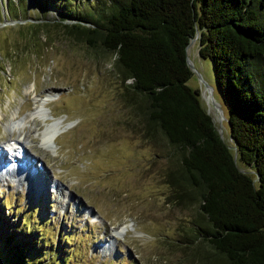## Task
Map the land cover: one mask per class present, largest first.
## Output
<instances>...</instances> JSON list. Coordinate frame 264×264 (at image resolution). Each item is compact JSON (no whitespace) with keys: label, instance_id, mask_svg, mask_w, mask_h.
<instances>
[{"label":"rangeland","instance_id":"1","mask_svg":"<svg viewBox=\"0 0 264 264\" xmlns=\"http://www.w3.org/2000/svg\"><path fill=\"white\" fill-rule=\"evenodd\" d=\"M96 2L110 3L0 0V150L8 158L15 147L10 140H23L49 179L40 192L43 180L1 164V240L9 234L18 243L27 240L38 264H219L210 244L195 236L194 226L205 218L193 189L179 187V198L169 184L178 150L158 130L148 137L143 117L123 96L113 55L62 26L72 20L56 9L66 8L68 17L78 14L74 4L92 11ZM187 54L193 72L187 84L200 89L201 103L230 141L227 112L208 88L215 85L212 63L199 57L197 40ZM38 108L50 123L63 121L51 148L39 140L38 129L49 126L45 116L26 119Z\"/></svg>","mask_w":264,"mask_h":264},{"label":"trees","instance_id":"2","mask_svg":"<svg viewBox=\"0 0 264 264\" xmlns=\"http://www.w3.org/2000/svg\"><path fill=\"white\" fill-rule=\"evenodd\" d=\"M109 1L92 11L74 4L78 14L68 17L66 8L56 10L72 20L62 25L66 33L90 46L99 41L113 55L123 96L143 117L148 137L158 130L178 150L169 184L177 192L188 185L191 199L198 198L205 223L194 226L196 238L210 244L219 264H264V0ZM22 21L50 26L45 19ZM193 38L199 57L212 63L230 141L201 103L200 89L187 84ZM15 240L0 237V260L38 264L30 243Z\"/></svg>","mask_w":264,"mask_h":264},{"label":"bare ground","instance_id":"3","mask_svg":"<svg viewBox=\"0 0 264 264\" xmlns=\"http://www.w3.org/2000/svg\"><path fill=\"white\" fill-rule=\"evenodd\" d=\"M44 114H45V112H43V109L38 108L26 119H27V121H30L34 115L45 116ZM34 121H35V119H34ZM43 121H44V123H46L49 126H47V128H45V129L42 128L44 130L38 129L40 131L39 140H41L42 144L45 147L51 148L53 146V144L57 145L56 139H57L58 135L62 132V130H60V128H58V125H62L63 121H61L60 124L54 125L53 123H50L51 122L50 119L46 118V116L43 118ZM52 125H54V126H52ZM16 144H17L16 152H15V148H13L14 155H13V158H11L10 160L8 159L9 157L7 158V155H5V153L0 150V166L2 164L3 168H6L8 165H11V167H13V168H17V169H21L22 171H25L26 173L30 174L31 177H33V175H35L38 178V180H43V182L38 184V186H39L40 192L42 190L44 191L47 187L48 180H49L47 177V174L45 172V169L39 168L35 165L36 164V162L34 161L35 158L33 159V157H31L30 154L28 153L27 149H25L26 146L24 145L23 140L16 141ZM34 162H35V164H34ZM57 187H58V185L56 186V188Z\"/></svg>","mask_w":264,"mask_h":264},{"label":"water","instance_id":"4","mask_svg":"<svg viewBox=\"0 0 264 264\" xmlns=\"http://www.w3.org/2000/svg\"><path fill=\"white\" fill-rule=\"evenodd\" d=\"M193 41H195V38H193V39L189 42L187 48L191 45V43H192ZM187 63H188V65L190 66V68L192 69V65L190 64L189 58H187ZM208 88H209V90H210L211 93L214 92V88H213V86L209 85ZM212 97H213V96H212ZM217 103H218V102H216V106H217L218 109L222 112V109L218 106Z\"/></svg>","mask_w":264,"mask_h":264}]
</instances>
